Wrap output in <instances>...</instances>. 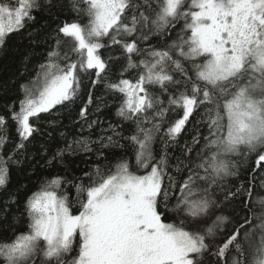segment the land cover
I'll use <instances>...</instances> for the list:
<instances>
[{
    "label": "snow or ice",
    "instance_id": "1",
    "mask_svg": "<svg viewBox=\"0 0 264 264\" xmlns=\"http://www.w3.org/2000/svg\"><path fill=\"white\" fill-rule=\"evenodd\" d=\"M0 264H264V0H0Z\"/></svg>",
    "mask_w": 264,
    "mask_h": 264
},
{
    "label": "trees",
    "instance_id": "2",
    "mask_svg": "<svg viewBox=\"0 0 264 264\" xmlns=\"http://www.w3.org/2000/svg\"><path fill=\"white\" fill-rule=\"evenodd\" d=\"M4 63H7V61H4Z\"/></svg>",
    "mask_w": 264,
    "mask_h": 264
}]
</instances>
